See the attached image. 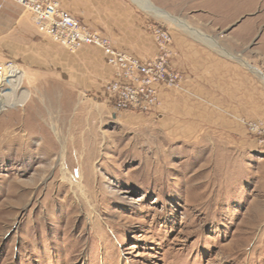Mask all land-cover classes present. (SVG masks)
Masks as SVG:
<instances>
[{
  "label": "rangeland",
  "instance_id": "1",
  "mask_svg": "<svg viewBox=\"0 0 264 264\" xmlns=\"http://www.w3.org/2000/svg\"><path fill=\"white\" fill-rule=\"evenodd\" d=\"M125 1L150 36L249 64L251 113L175 68L155 113L119 108L99 49L70 53L0 0V62L18 63L0 88L15 102L0 109V264H264V145L248 127L264 130V0H148L197 33Z\"/></svg>",
  "mask_w": 264,
  "mask_h": 264
},
{
  "label": "built area",
  "instance_id": "2",
  "mask_svg": "<svg viewBox=\"0 0 264 264\" xmlns=\"http://www.w3.org/2000/svg\"><path fill=\"white\" fill-rule=\"evenodd\" d=\"M30 14L32 21L68 52L74 53L84 46L100 50L111 78L104 85V92L119 108L133 109L141 113H155L161 108L160 92L180 86L182 74L170 66L172 36L164 27L149 24L148 30L155 45V55L141 60L117 49L111 40L99 30L91 29L62 8L57 0H15ZM17 62H0V84L5 69H17ZM16 76V75H15ZM261 124H248L251 131L262 134L259 142L264 145Z\"/></svg>",
  "mask_w": 264,
  "mask_h": 264
},
{
  "label": "crops",
  "instance_id": "3",
  "mask_svg": "<svg viewBox=\"0 0 264 264\" xmlns=\"http://www.w3.org/2000/svg\"><path fill=\"white\" fill-rule=\"evenodd\" d=\"M57 1L59 4L66 3L67 8L65 9L68 12L77 19L79 18L89 28L99 30L111 40L117 49L142 60L155 55V45L149 33L144 30L143 18L129 2L125 0ZM12 43V30L10 29L0 35V44H2L0 52L1 50L3 53L7 52ZM172 50L170 66L181 70L190 79L199 80V90H212L211 97L222 101L219 102L218 108L226 107V100H230L231 106H227L229 112L244 115L251 113L248 108L252 105L253 85H255L254 88H258V82L247 72L245 66L249 67V64L245 61L238 63L220 58L201 47L192 48L175 44ZM228 56L231 55L228 54ZM106 71L111 75L112 70L108 65H106ZM256 90L262 92L260 87ZM162 95L164 98V92Z\"/></svg>",
  "mask_w": 264,
  "mask_h": 264
},
{
  "label": "bare ground",
  "instance_id": "4",
  "mask_svg": "<svg viewBox=\"0 0 264 264\" xmlns=\"http://www.w3.org/2000/svg\"><path fill=\"white\" fill-rule=\"evenodd\" d=\"M134 1H135V2H136V3H137L142 9H144V10H146V11L152 13V14H155V15H157V16H160V17L164 18L165 20H168V21H170V22H174L175 24H178L179 26H182V27H184V28H187V30H189L190 32L197 33V32H195V30H193V29L189 28L187 25H185V24L183 23V21H181V20L178 21V20L175 19L173 16H171L169 13H167V12H165V11H162V10H160L159 8L155 7V6H154L152 3H150L148 0H134ZM206 39H211V38L206 37ZM210 44H211V45H214V46L217 45L216 43L212 42L211 40H210ZM10 69H11V67H7V68L5 69L4 76H3V82H1V84H0V88H1L6 82H9V80H8V76H9V73L11 72V71H9ZM7 94H8V93H7ZM12 101H13V102H10L11 104H6V103H2V102H0V109L15 104L14 100H12Z\"/></svg>",
  "mask_w": 264,
  "mask_h": 264
}]
</instances>
